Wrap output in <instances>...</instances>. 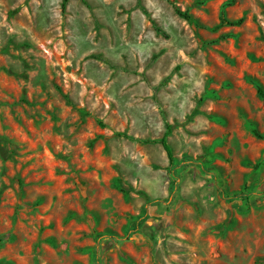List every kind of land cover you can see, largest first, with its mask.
Returning <instances> with one entry per match:
<instances>
[{
	"label": "rangeland",
	"instance_id": "374dc122",
	"mask_svg": "<svg viewBox=\"0 0 264 264\" xmlns=\"http://www.w3.org/2000/svg\"><path fill=\"white\" fill-rule=\"evenodd\" d=\"M254 82L264 0H0V264H264Z\"/></svg>",
	"mask_w": 264,
	"mask_h": 264
},
{
	"label": "trees",
	"instance_id": "16d2710c",
	"mask_svg": "<svg viewBox=\"0 0 264 264\" xmlns=\"http://www.w3.org/2000/svg\"><path fill=\"white\" fill-rule=\"evenodd\" d=\"M70 0H64L65 3L69 2ZM176 13L178 16H180L181 18H183L184 20H186L192 27L197 28L200 26L199 22L196 20V18L189 12V10L186 11H182L179 8H176ZM243 22V20H238V21H230L228 20L226 17H222L221 19V24L219 25L218 28L224 27V26H238ZM217 28V29H218ZM256 88H257V93L259 95L260 98L264 99V89L262 88V86L258 83V82H254ZM171 126H168V130L165 133V135L163 136V138L160 140V144L162 145V147L164 148L165 152L168 155L169 161L172 163L174 161V154L172 151V148L169 144L168 138L171 134ZM253 134L255 135V137L259 138V139H264V136L262 134H260L257 130H253Z\"/></svg>",
	"mask_w": 264,
	"mask_h": 264
}]
</instances>
